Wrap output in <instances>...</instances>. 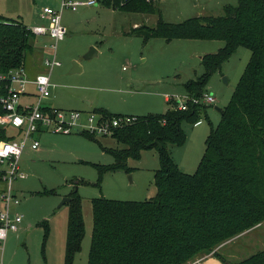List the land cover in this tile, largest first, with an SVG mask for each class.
Here are the masks:
<instances>
[{
	"label": "rangeland",
	"instance_id": "obj_1",
	"mask_svg": "<svg viewBox=\"0 0 264 264\" xmlns=\"http://www.w3.org/2000/svg\"><path fill=\"white\" fill-rule=\"evenodd\" d=\"M60 0H0V15L20 21L24 26H48L43 19L45 7L59 10ZM239 0H158L156 13L141 14L114 10L100 3L62 12V23L68 29L66 38L57 43V60L51 74V87L42 107L81 114V125L99 110L124 116L164 114L169 110L166 96H184L186 84L200 79L205 68L202 57L224 47L219 40H146L135 30L156 28L164 23L180 25L191 19L225 17ZM55 41L48 36H34L33 51L25 67L30 79L49 73L38 47ZM91 48L98 56L86 59ZM251 59V51L239 47L223 64L215 68L204 93L217 98L207 106L206 114L196 123H184L187 140L182 146H169L178 167L194 174L204 156L206 140L217 128L222 113L232 102L237 86ZM82 72L72 73L74 63ZM29 91L33 90L30 85ZM220 109L221 112L219 110ZM0 129H2L0 127ZM10 128L7 136L15 134ZM8 134V135H7ZM37 151L28 142L19 161L20 176L12 184L20 199L16 212L23 216L20 230L9 232L0 264H65L68 236L69 202L73 192L81 198L86 235L82 251L74 264H87L92 244L94 199L145 202L156 196L155 173L160 159L155 150L142 151L137 159L129 158L124 167L101 173L100 168L117 165L115 152L126 147L113 136L88 132L70 135L42 131ZM63 204V205H62ZM264 250V223L225 242L216 249L231 264Z\"/></svg>",
	"mask_w": 264,
	"mask_h": 264
},
{
	"label": "trees",
	"instance_id": "obj_2",
	"mask_svg": "<svg viewBox=\"0 0 264 264\" xmlns=\"http://www.w3.org/2000/svg\"><path fill=\"white\" fill-rule=\"evenodd\" d=\"M114 10L154 14L147 0H98ZM146 40H219L215 54L202 57L204 75L190 81L187 95L202 97L215 68L239 47L251 51L229 107L206 140L204 156L194 174L183 172L169 146L187 140L184 123H196L207 106L188 111L170 107L164 114L138 117L112 135L126 147L114 153L117 165L155 150L160 168L155 173L156 196L145 202L94 199L92 244L87 264H189L203 254L228 263L216 251L225 242L264 223V0H239L225 17L191 19L180 25L159 20L156 28L135 30ZM34 35L18 20L0 15V73L25 66ZM50 109V108H45ZM99 113L112 119L107 110ZM0 129V139L5 138ZM7 139V138H6ZM1 186V182H0ZM65 264H74L82 251L86 225L78 192L70 196ZM238 264H264V250Z\"/></svg>",
	"mask_w": 264,
	"mask_h": 264
},
{
	"label": "built area",
	"instance_id": "obj_3",
	"mask_svg": "<svg viewBox=\"0 0 264 264\" xmlns=\"http://www.w3.org/2000/svg\"><path fill=\"white\" fill-rule=\"evenodd\" d=\"M155 3L158 0H147ZM98 0H60L59 10L53 7L43 9L42 18L49 21L48 26H34L29 28L34 36H48L55 41L50 46L45 45L52 53L45 59L46 67H50L47 75H37L30 79L26 67L21 66L8 73H0V127L7 133L12 128L15 134L7 136V141L0 142V252L3 254L9 232H18L23 222V216L16 212L20 199L14 194L12 184L20 176L19 161L28 142L31 149L37 151L40 141L36 135L42 131L54 134L70 135L72 133L88 132L101 136H112L114 131L138 121L135 116H116L112 119L104 115H91L87 125H81V114L65 112L58 109H45L42 100L51 87V74L54 67L61 63L57 60V43L68 35V29L62 23V12L66 9L77 11L80 7L98 6ZM32 85L36 90L35 100L31 104H22V98L30 97L28 87ZM170 107L179 111H188L190 106H212L217 98L209 93L202 97L166 96Z\"/></svg>",
	"mask_w": 264,
	"mask_h": 264
},
{
	"label": "crops",
	"instance_id": "obj_4",
	"mask_svg": "<svg viewBox=\"0 0 264 264\" xmlns=\"http://www.w3.org/2000/svg\"><path fill=\"white\" fill-rule=\"evenodd\" d=\"M45 45H47V43ZM45 45H43L41 47L40 46L38 47V49L42 53L45 51V49L48 50L47 48H45ZM32 87H33V90L32 91H29L28 90V93L31 94V96L30 97H28V96L23 97L22 98V104H31V103L34 102L35 96H36L37 93H36V90H35L34 86H32ZM44 108H47V107H44ZM133 116H135V117H141L139 115H133ZM189 264H224V263L221 260H219L218 258H216L213 255V253H210V254H203V255H201L195 261H193V262H191Z\"/></svg>",
	"mask_w": 264,
	"mask_h": 264
},
{
	"label": "water",
	"instance_id": "obj_5",
	"mask_svg": "<svg viewBox=\"0 0 264 264\" xmlns=\"http://www.w3.org/2000/svg\"><path fill=\"white\" fill-rule=\"evenodd\" d=\"M96 56H98L97 50L95 48H91L90 51H89V53H87V55L85 56V58L86 59H92V58H94ZM80 72H82V67L78 63L75 62L74 63V68L72 70V73H80ZM217 110H219L221 112L220 109L217 108ZM69 201H70V199H66L63 202V204L66 203V202H69Z\"/></svg>",
	"mask_w": 264,
	"mask_h": 264
}]
</instances>
